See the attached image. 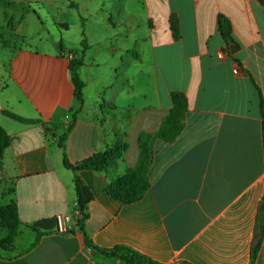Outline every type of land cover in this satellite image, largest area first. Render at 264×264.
Returning a JSON list of instances; mask_svg holds the SVG:
<instances>
[{"label": "crops", "instance_id": "crops-1", "mask_svg": "<svg viewBox=\"0 0 264 264\" xmlns=\"http://www.w3.org/2000/svg\"><path fill=\"white\" fill-rule=\"evenodd\" d=\"M142 1L143 37L134 22L96 31L113 14L87 8L78 24H59L51 47L23 46L0 62V125L12 138L0 166V208L15 203L19 213L4 247L9 234L0 229V264H126L85 237L161 264H250L264 197V6ZM220 15L231 22L234 53L219 32ZM68 54L83 61L82 107ZM175 91L187 96L186 126L174 142L155 141L149 190L122 203L110 192L114 177L137 166L140 135L161 129ZM96 153L112 159L103 172L65 165ZM75 175L93 195L82 227ZM58 214L71 215L69 232L58 231ZM254 264H264V236Z\"/></svg>", "mask_w": 264, "mask_h": 264}, {"label": "trees", "instance_id": "trees-1", "mask_svg": "<svg viewBox=\"0 0 264 264\" xmlns=\"http://www.w3.org/2000/svg\"><path fill=\"white\" fill-rule=\"evenodd\" d=\"M264 6V0H259ZM177 21H172L173 31L175 36L177 34ZM219 32L229 47L234 43L232 38V26L230 20L224 16H219ZM177 38V37H176ZM83 53L85 52L86 45L82 42ZM83 65L82 58L73 59L69 62V71L71 75V80L74 85V95L75 98L80 102L81 107L83 104V90L85 84L80 77V68ZM173 108L170 113L163 119V125L161 129L155 134L143 133L139 137L140 142V159L137 166L134 169H128L124 175L119 177H114V181L110 186V192L114 197L119 199L122 203H135L138 202L149 190L151 183L149 181V171L154 160V143L156 140H162L167 143L174 142L179 135L182 133L186 126L185 118L188 111V100L184 92L175 91L171 95ZM263 109L261 101V110ZM6 114L14 120L25 122V123H36L37 120L24 119L11 112H6ZM264 116V115H263ZM76 116H73L68 132L74 126ZM67 134H64L60 140V147L64 149V142ZM263 137H264V121H263ZM12 138L5 131V129L0 125V166L3 164L5 151L11 144ZM112 163V159L109 158L107 153H96L90 158L85 159L78 165H71L67 160H65V165L67 168L73 170L74 172L80 170H92L96 172H103ZM74 185L77 197L76 210L80 214L79 224L82 225L88 218V205L93 199V195L90 189L85 185V183L80 179L78 175L74 177ZM19 220L18 206L15 203H10L6 206L0 208V229L7 230L9 237L8 240L2 241L1 245L4 247L5 244L14 235L16 226ZM264 236V197L259 206L257 214V225L256 233L254 237V242L251 250V262L254 264L261 242ZM85 242L88 246L98 250L109 258H118L124 261L126 264H161L156 262L133 249L126 246H116L112 249H99L94 246L92 242L85 237ZM186 264V263H182Z\"/></svg>", "mask_w": 264, "mask_h": 264}, {"label": "rangeland", "instance_id": "rangeland-1", "mask_svg": "<svg viewBox=\"0 0 264 264\" xmlns=\"http://www.w3.org/2000/svg\"><path fill=\"white\" fill-rule=\"evenodd\" d=\"M143 3L142 0H0V62L8 61L12 52L23 46L51 47L60 38L59 24H78L80 13H86L87 8L92 12L103 9L107 16L113 14L104 21L103 28L93 25L96 31L107 34L109 27L119 25L124 29L134 22L136 37H143L148 28ZM111 42L115 43V38Z\"/></svg>", "mask_w": 264, "mask_h": 264}, {"label": "built area", "instance_id": "built-area-1", "mask_svg": "<svg viewBox=\"0 0 264 264\" xmlns=\"http://www.w3.org/2000/svg\"><path fill=\"white\" fill-rule=\"evenodd\" d=\"M75 59L72 54H68V60ZM77 215L80 217V214L77 212ZM72 217L69 214H58L56 216L57 229L59 232L66 233L71 229Z\"/></svg>", "mask_w": 264, "mask_h": 264}, {"label": "water", "instance_id": "water-1", "mask_svg": "<svg viewBox=\"0 0 264 264\" xmlns=\"http://www.w3.org/2000/svg\"><path fill=\"white\" fill-rule=\"evenodd\" d=\"M230 48H231V52L234 53L235 52V46H234V44H231Z\"/></svg>", "mask_w": 264, "mask_h": 264}]
</instances>
